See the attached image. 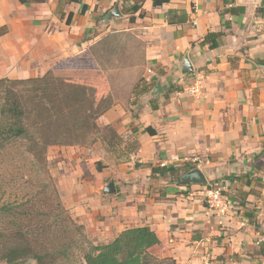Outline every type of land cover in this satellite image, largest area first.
<instances>
[{"label": "crops", "instance_id": "1", "mask_svg": "<svg viewBox=\"0 0 264 264\" xmlns=\"http://www.w3.org/2000/svg\"><path fill=\"white\" fill-rule=\"evenodd\" d=\"M134 2L0 0V68L17 69L20 79L30 78L33 62L69 70L75 85L94 87L97 127L129 148L117 150L106 137L95 142L115 193L96 179L67 206L77 216H108L98 222L102 244L149 227L161 241L150 253L177 264H264V0H145L129 14ZM116 7L121 16L106 20ZM211 34L218 35L205 42ZM194 85L196 95L188 91ZM147 164H189L207 181L226 178L236 197L245 188V214H255L259 229L243 212L217 216L202 191L179 194L200 185L153 175Z\"/></svg>", "mask_w": 264, "mask_h": 264}, {"label": "rangeland", "instance_id": "2", "mask_svg": "<svg viewBox=\"0 0 264 264\" xmlns=\"http://www.w3.org/2000/svg\"><path fill=\"white\" fill-rule=\"evenodd\" d=\"M33 37V34H31L29 44L31 48H37L38 45L33 43ZM26 71L27 77L30 78L20 79L14 78L15 73H18L17 69H13L12 72H9L7 68H0V80H9L3 86H0V206L7 202L22 203L26 201V197L29 198L37 193L41 194L42 199L44 195L42 188L44 184H49L50 188L48 192L51 191L54 205L56 204V200H59L65 207L66 217L76 225L83 227L81 235L76 236L87 244L101 245L103 242L101 241L103 232L99 229L98 222H101L102 219L105 221L108 216H102L101 211H98V215L95 212L94 216L92 214L86 215L84 214L85 212L83 214L81 212L79 213L80 216H77L68 206L72 203L71 194L74 193L75 195L77 194L78 197H81L83 195H79L78 190L82 191V189H84L88 192V188H90L87 184L88 182H93L97 185V179L98 181L102 180L106 182V184L109 182L113 183L112 181L116 183V179L108 177L106 181L101 176V172L105 168L103 166V161L106 158L101 152L98 153L100 160L93 155V151H96L93 144L103 137H106L110 139L113 144L119 145L118 148L115 147L117 150L123 151L129 149L122 148L126 140L120 138L110 130H100L97 127L95 122L97 116L95 112L99 110V105L95 101L93 107L90 108L91 99H95V96H91L93 95L92 92L94 87L90 86L88 88L83 85L82 88L78 85L79 89L82 88V90L76 89V92L74 90L73 95L79 94L80 98H78V102H76V100L70 101L72 106H68L67 100L74 88L69 87V84H71L70 81L72 83L75 81L71 80V77L67 75V71L69 70H65L64 72H56V69L53 68L44 70L40 68L39 70L37 68V62H33ZM43 78H46L47 81L42 84H40L41 82L30 81V79L42 80ZM54 84L59 98L54 95ZM83 89H86L87 93L84 94ZM38 94L39 96L36 97ZM13 95L19 97L27 111L24 118V124L29 131V137L27 138L9 137L8 134L4 133L8 132L7 128L12 124V120H10L7 114L3 113V109L8 107L11 103ZM47 95L51 98L45 100L46 102H41L40 99L45 98ZM58 100H60V104ZM63 105H65L70 112L59 108ZM55 109H60L57 110V112H60V116L56 119L48 120L47 114H51ZM41 113H44L42 119L45 117V120L43 121L39 118ZM130 143L132 145L133 142ZM130 148L135 150V147ZM99 164L102 165L103 168L101 171L98 170ZM140 166L141 165H137V167ZM169 166H172V164L166 167ZM188 167H191V165L188 164ZM186 168L187 166L184 165V170L179 173V175H175V182L178 183L176 180H178V177H182L185 174ZM225 182L226 178L221 180H208L206 187L212 190L215 189L217 187L216 184H218L223 188L222 195L225 202L231 203L227 213L239 212L241 214L243 212L245 214L248 205L243 206V202L246 203L245 191L247 190L245 188H240L241 192H238L236 197L233 193H229V186H227ZM244 182L245 180L243 183ZM203 187L204 186H198L191 191L183 190L179 194L188 196L195 191H202L203 195L205 194L204 199L206 198L205 201L208 208L214 213H218L217 208L211 206L208 199V191ZM54 190L55 193L53 192ZM80 194L83 193L80 192ZM232 198L236 199L237 203L231 201ZM41 199H38L40 202L35 207V210L38 212L42 211V214L44 212L47 213V208L42 206ZM42 214L38 216L39 219L45 218ZM226 214L223 215V218ZM216 215L221 217L219 213ZM0 218V229L5 230L7 233L11 232L7 230L11 218L9 219V217L1 216ZM68 224L72 228L74 227L71 223ZM6 240L12 243L17 241L16 239L12 240V237H7ZM27 257L28 262L21 264H35L33 260H29L31 259L30 256ZM156 257L159 259H172ZM24 259L26 258H23V260ZM172 260L176 263L174 259ZM13 263L14 262L7 263L0 259V264ZM256 264L261 263L257 262Z\"/></svg>", "mask_w": 264, "mask_h": 264}, {"label": "trees", "instance_id": "3", "mask_svg": "<svg viewBox=\"0 0 264 264\" xmlns=\"http://www.w3.org/2000/svg\"><path fill=\"white\" fill-rule=\"evenodd\" d=\"M23 4L30 3H40L44 0H20ZM79 2L80 0H73ZM145 0H135L134 4L127 9L128 13H136L142 9V4ZM157 4V2H155ZM264 7V3H263ZM259 9V13L264 11V8ZM86 6H83L82 13L84 14ZM126 11V10H125ZM130 21L134 22L133 16L130 17ZM218 34L208 35L205 39L207 42L210 38H216ZM9 80H0V86H3ZM46 82V78L42 80H31ZM68 87V85L66 84ZM81 86V85H80ZM53 87V86H52ZM69 87H74L73 92L69 95L67 105L72 106L70 101L76 100L78 102L79 94L73 95L79 89L76 84H69ZM54 95L59 98V94L56 90L55 84ZM52 91V92H53ZM83 93H87L86 89H83ZM92 97L95 96V91L92 92ZM39 94L36 96L38 97ZM88 96V95H87ZM46 98V99H45ZM45 98L40 99L41 102L51 98L47 95ZM85 100V99H84ZM59 104H60V100ZM86 101V100H85ZM95 99H91L90 108L93 107ZM46 102V101H45ZM44 104V103H43ZM81 104V103H77ZM111 104V103H110ZM109 104V105H110ZM21 103V100L17 95L12 96V101L3 109V113L7 114L12 120V124L7 128L8 132H4L14 138L29 137V131L24 124V118L26 116V109ZM46 106V105H45ZM105 108L104 106H102ZM63 110L68 111V109L63 105L59 107ZM72 108V107H70ZM69 108V109H70ZM47 110V109H46ZM60 110V109H57ZM55 109L51 114H47L48 120L58 118L59 113ZM102 108L96 110L95 115L101 114ZM49 112V111H48ZM70 112V111H68ZM44 113L39 115L40 120L42 119ZM153 132L152 129H148ZM1 133V132H0ZM146 167L150 168L153 175L160 174L165 175L167 173L171 174L172 177L179 175L184 169L183 167L169 166V167H155L152 164H147ZM102 165L99 164L98 170L101 171ZM192 167L185 169V173L192 170ZM181 177H178L180 181ZM245 178L244 176L240 178L232 177L231 181H238ZM180 185L186 186L183 182H179ZM50 185L44 184L42 191L44 195L41 199V194L26 197V201L22 203L18 202H7L0 206V216L9 217V226L7 230L11 231L7 233L5 230L0 229V259L5 262H14L13 264H21L28 262V257L35 262V264H176L172 259H159L150 253V249L159 245L161 243L157 234L152 231L149 227L131 228L122 231L115 239L108 244L92 245L83 242V240L76 235H81L82 226L76 225L69 218L66 217L65 207L63 204L52 199L51 191H49ZM207 188V187H206ZM207 190H210L207 188ZM55 193V190L53 191ZM53 193V194H54ZM41 199V204L43 207L47 208V213L38 212L35 207L38 205ZM247 204L243 202V206ZM41 214L45 217L44 219H39ZM36 216V217H35ZM245 216L249 221L255 220L256 216L252 213H246ZM1 219V218H0ZM71 223L74 229L68 224ZM255 223L256 229H259V225ZM75 231V232H74ZM7 237H12L17 241L12 243L6 240ZM89 245V246H88ZM264 254V249H263ZM23 258H26L23 260Z\"/></svg>", "mask_w": 264, "mask_h": 264}, {"label": "water", "instance_id": "4", "mask_svg": "<svg viewBox=\"0 0 264 264\" xmlns=\"http://www.w3.org/2000/svg\"><path fill=\"white\" fill-rule=\"evenodd\" d=\"M121 14L119 12L118 7H116L114 9V11L112 13H110L109 15H107L106 20H110L113 17H120ZM193 71V68L191 67V64L189 62V60H186L183 66V73L184 74H188L191 73ZM156 93L161 92V88L158 85L157 89L155 90ZM180 182H183L186 185H200V186H207L208 181L204 175V173L200 170V169H193L190 170L189 172L185 173L181 179ZM105 192L107 194H114L115 193V186L113 183H110L106 189Z\"/></svg>", "mask_w": 264, "mask_h": 264}, {"label": "built area", "instance_id": "5", "mask_svg": "<svg viewBox=\"0 0 264 264\" xmlns=\"http://www.w3.org/2000/svg\"><path fill=\"white\" fill-rule=\"evenodd\" d=\"M190 94H198L200 91V88L197 85L192 86L191 88L188 89ZM215 189H210L208 191V199L212 207L217 208V211L220 215H225L228 211L229 205L231 204L230 202L226 203L223 195H222V190L223 188L220 187L218 184H216ZM225 188V187H224Z\"/></svg>", "mask_w": 264, "mask_h": 264}]
</instances>
